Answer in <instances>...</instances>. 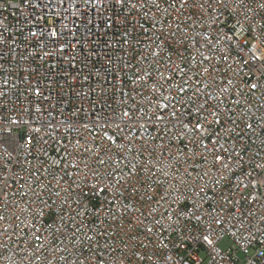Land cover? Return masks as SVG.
Listing matches in <instances>:
<instances>
[{
    "label": "built area",
    "instance_id": "built-area-1",
    "mask_svg": "<svg viewBox=\"0 0 264 264\" xmlns=\"http://www.w3.org/2000/svg\"><path fill=\"white\" fill-rule=\"evenodd\" d=\"M0 264H264V0H0Z\"/></svg>",
    "mask_w": 264,
    "mask_h": 264
},
{
    "label": "rangeland",
    "instance_id": "rangeland-1",
    "mask_svg": "<svg viewBox=\"0 0 264 264\" xmlns=\"http://www.w3.org/2000/svg\"><path fill=\"white\" fill-rule=\"evenodd\" d=\"M221 245L226 248L229 247L230 245H232V242L229 238L225 239L224 241H222Z\"/></svg>",
    "mask_w": 264,
    "mask_h": 264
}]
</instances>
